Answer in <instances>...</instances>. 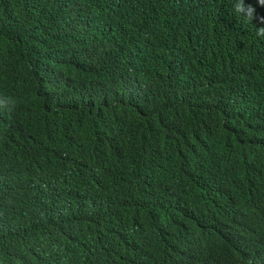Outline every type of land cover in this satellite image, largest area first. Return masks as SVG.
<instances>
[{"label": "trees", "instance_id": "trees-1", "mask_svg": "<svg viewBox=\"0 0 264 264\" xmlns=\"http://www.w3.org/2000/svg\"><path fill=\"white\" fill-rule=\"evenodd\" d=\"M236 2L0 0V264H264V6Z\"/></svg>", "mask_w": 264, "mask_h": 264}, {"label": "clouds", "instance_id": "clouds-1", "mask_svg": "<svg viewBox=\"0 0 264 264\" xmlns=\"http://www.w3.org/2000/svg\"><path fill=\"white\" fill-rule=\"evenodd\" d=\"M264 6V0H252V2L247 3L245 0H237L233 5L235 12L244 16L245 19L253 21L256 18V4ZM260 23L264 24V17H260ZM257 36L264 37V27H259L257 29Z\"/></svg>", "mask_w": 264, "mask_h": 264}]
</instances>
